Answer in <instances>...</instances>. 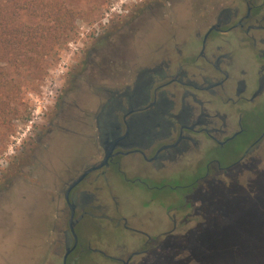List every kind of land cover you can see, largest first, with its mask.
Masks as SVG:
<instances>
[{"label": "rangeland", "instance_id": "obj_1", "mask_svg": "<svg viewBox=\"0 0 264 264\" xmlns=\"http://www.w3.org/2000/svg\"><path fill=\"white\" fill-rule=\"evenodd\" d=\"M229 1L68 0L82 10L76 30L40 62L0 53V76L17 82L24 96L11 103L15 112L7 117L0 106V264H61L55 258L59 228L53 227L68 226L70 217L61 193L103 156L94 116L109 90H122L151 65L176 28L179 40L204 30ZM245 120L248 131L238 149L224 150L228 160L262 131L264 106ZM127 172L108 169V184L98 192L103 201L94 203L96 217L76 228L83 241L105 239L109 252L127 256L144 248L136 240L147 239L137 232L145 230L156 243L131 264H264V139L243 166L212 168L197 185L190 178L205 167L170 164L157 180L138 168ZM149 210L161 221L157 228L96 227L115 224L107 214L122 224L123 216L138 223L134 212L145 216ZM171 216L177 228H169Z\"/></svg>", "mask_w": 264, "mask_h": 264}, {"label": "flooded vegetation", "instance_id": "obj_2", "mask_svg": "<svg viewBox=\"0 0 264 264\" xmlns=\"http://www.w3.org/2000/svg\"><path fill=\"white\" fill-rule=\"evenodd\" d=\"M177 31L178 28L173 40L159 49L153 63L142 67L132 82L122 90H109L107 100L96 112L94 120L103 156L85 166L61 193L70 217L67 194L74 204L75 231L86 217H96L93 209L103 201L98 192L103 189L102 183L108 184L107 172L111 167L123 171L126 177L129 169L138 168L154 180L158 179L160 169L170 164L205 167L204 174L190 178L189 183L197 185L208 178L212 168L243 166L263 141L264 128L245 144L242 154L233 160L225 158L226 151L238 149V139L248 131L245 117L258 114L264 106V0L225 2L204 30L195 28L184 40L177 38ZM112 143L114 151L108 163L88 172L67 193L78 177L103 160L106 147ZM128 156L131 159H126ZM187 195L188 192L182 194ZM96 201L98 206L94 204ZM157 205L163 207L164 202L158 201ZM152 212L149 210L145 216L134 212L132 219L138 223H130L123 216L124 224L107 214L105 217L115 224L100 223L96 227L102 231L121 227L134 232L137 231L134 228H157L161 221ZM70 217L68 226L53 227L59 228L56 242L61 243L58 247L61 250L55 251V258L61 264H80L82 259L88 264H131L134 257L146 252L152 242L156 243L157 236L139 230L147 239L136 243L144 248L127 256L114 254L109 252L110 244L105 239L88 237L83 241L77 231L76 237ZM168 219L172 224L169 228H177L175 216Z\"/></svg>", "mask_w": 264, "mask_h": 264}, {"label": "trees", "instance_id": "obj_3", "mask_svg": "<svg viewBox=\"0 0 264 264\" xmlns=\"http://www.w3.org/2000/svg\"><path fill=\"white\" fill-rule=\"evenodd\" d=\"M81 12L68 0H0V53L40 62L75 32ZM21 92L12 78L0 76V106L5 117L15 112L11 103L24 97Z\"/></svg>", "mask_w": 264, "mask_h": 264}, {"label": "water", "instance_id": "obj_4", "mask_svg": "<svg viewBox=\"0 0 264 264\" xmlns=\"http://www.w3.org/2000/svg\"><path fill=\"white\" fill-rule=\"evenodd\" d=\"M113 151H114V144H110L108 147H106L105 150V156L103 158V160L96 166H93L91 168H89L88 170H86V172H84L80 177H78L69 187V190L67 193H69V191L72 189V187H74L75 185H77L82 179L83 177L90 171L96 169V168H100L103 167L104 165H106L109 161V158L113 155ZM66 199L71 207L72 213H71V217H70V226L72 231L74 232L75 236L77 237L75 228H74V224H75V220H74V214H75V207L74 204L71 203L68 194L66 195Z\"/></svg>", "mask_w": 264, "mask_h": 264}]
</instances>
